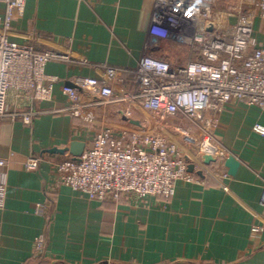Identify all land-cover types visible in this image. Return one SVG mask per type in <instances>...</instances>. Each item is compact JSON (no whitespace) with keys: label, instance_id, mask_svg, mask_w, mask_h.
Wrapping results in <instances>:
<instances>
[{"label":"crops","instance_id":"0c3cea01","mask_svg":"<svg viewBox=\"0 0 264 264\" xmlns=\"http://www.w3.org/2000/svg\"><path fill=\"white\" fill-rule=\"evenodd\" d=\"M239 1L217 0L215 7L227 11ZM155 2L26 0L23 14L14 16L10 40L58 52L70 61L47 64L46 73L58 81L52 99L35 106L40 113L31 124L0 121V160L7 163L1 169L0 264H27L42 235L47 239L42 264H264V232L252 231L264 223V137L253 131L255 123L264 125V111L229 104L215 130L218 148L209 141L202 145L217 154L218 162L198 168L204 175H198L199 182H178L171 199L90 200L60 183L56 164L71 155L47 153L73 141L84 142L87 149L104 129L117 134L133 129L122 104L86 108L89 121L60 110L71 104L65 87L79 77L102 79L103 66L120 70L117 95L136 92L132 72L152 39ZM5 15L0 3V18ZM257 36L264 45L261 20ZM150 54L176 66L189 59L187 49L167 40ZM80 92L89 98L86 90ZM26 103L10 92L9 111L33 110ZM134 112L135 120L142 119L139 105ZM33 155L43 158L37 171L25 167ZM227 155L240 163L235 176L225 166Z\"/></svg>","mask_w":264,"mask_h":264},{"label":"built area","instance_id":"2783aa9c","mask_svg":"<svg viewBox=\"0 0 264 264\" xmlns=\"http://www.w3.org/2000/svg\"><path fill=\"white\" fill-rule=\"evenodd\" d=\"M0 3L6 6V15L0 18V121L22 120L29 125L40 113L35 106L52 99L58 81L46 73L47 64L70 58L10 40L13 18L23 14L26 0H0ZM155 3L152 39L132 72L137 85L135 93L117 95L115 86L120 70L113 66H103L102 79L79 77L73 81V87L64 89L71 104L60 112L89 121L84 114L86 108L122 104L126 120L138 122L132 123V130L119 134L111 129L100 131L80 160L56 164L60 183L90 200L117 204L128 198L171 199L178 182L200 181L196 173L199 162L189 160L179 144L151 130V120L160 124L177 119L188 121L198 128L204 142L218 148L215 130L229 104L235 101L264 111V45L257 36V22H264V0H240L227 11L216 9L217 0ZM165 40L188 50L186 64L176 66L150 54ZM80 90H86L89 98H82ZM11 91L26 104L30 103L33 110L9 111ZM137 105L142 114L139 120L134 119ZM253 131L264 137L263 124L255 123ZM172 132L187 147L198 142L197 134L184 127H175ZM189 152L197 154L200 161L202 151ZM42 161V156H30L25 167L37 171ZM189 163L195 164L194 172L188 171ZM6 166V161L0 160V192L5 186L1 169ZM261 204L264 212V188ZM252 231L263 233L264 223L254 226ZM46 242L45 235L36 239L35 257H42Z\"/></svg>","mask_w":264,"mask_h":264},{"label":"water","instance_id":"95a60500","mask_svg":"<svg viewBox=\"0 0 264 264\" xmlns=\"http://www.w3.org/2000/svg\"><path fill=\"white\" fill-rule=\"evenodd\" d=\"M70 87H73V85ZM132 123L138 124L137 121H132ZM85 150H86V144L84 142L73 141L70 144V146L67 148H64V149L53 148L51 150H48L47 153L60 154V155H64L68 153L69 155H71L73 160H80ZM218 160H219V157L217 155L210 154V153H203L200 157V161L204 166H210L214 163H217ZM224 160H225V166L228 168L229 174L231 176H235L240 166V163L238 162V160L232 155L224 156ZM195 170H196L195 164L189 163L188 171L194 172ZM196 173L201 177L204 176L201 170H197Z\"/></svg>","mask_w":264,"mask_h":264},{"label":"rangeland","instance_id":"374dc122","mask_svg":"<svg viewBox=\"0 0 264 264\" xmlns=\"http://www.w3.org/2000/svg\"><path fill=\"white\" fill-rule=\"evenodd\" d=\"M179 126L184 127L186 129H188L189 131H192L194 134H197V136H198V142L196 144H194L192 147H187L185 144H182L180 142L178 136L176 135V133L172 132L175 127H179ZM150 128H151V130H154L155 133H158V134L166 137L168 140L173 141V142L179 144L183 148V151L186 154V156L189 157V160H191V161L196 160L197 162H199L200 167H203L204 166L201 163V161L198 160V158H197L196 155H193L194 157L193 156H190V155H192L189 152L190 150H192V151H194L196 153H199L201 151L203 153V152L206 151V150H204L202 148V145L204 144V137H203V135L198 130V128H196L195 126H193L190 122L185 121V120H181V119H177V120H168V121L160 124L156 120H151V122H150Z\"/></svg>","mask_w":264,"mask_h":264},{"label":"trees","instance_id":"16d2710c","mask_svg":"<svg viewBox=\"0 0 264 264\" xmlns=\"http://www.w3.org/2000/svg\"><path fill=\"white\" fill-rule=\"evenodd\" d=\"M42 257H33L27 264H42Z\"/></svg>","mask_w":264,"mask_h":264},{"label":"bare ground","instance_id":"6f19581e","mask_svg":"<svg viewBox=\"0 0 264 264\" xmlns=\"http://www.w3.org/2000/svg\"><path fill=\"white\" fill-rule=\"evenodd\" d=\"M190 154H192L191 152H190ZM201 155H202V153H201ZM191 156V155H190Z\"/></svg>","mask_w":264,"mask_h":264}]
</instances>
